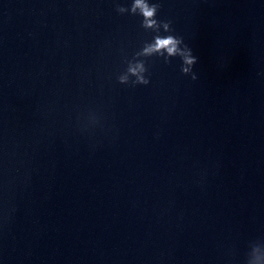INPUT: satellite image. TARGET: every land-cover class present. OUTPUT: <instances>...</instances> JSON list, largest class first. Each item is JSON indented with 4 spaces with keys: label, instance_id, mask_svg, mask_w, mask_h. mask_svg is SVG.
Segmentation results:
<instances>
[{
    "label": "water",
    "instance_id": "1",
    "mask_svg": "<svg viewBox=\"0 0 264 264\" xmlns=\"http://www.w3.org/2000/svg\"><path fill=\"white\" fill-rule=\"evenodd\" d=\"M131 2L0 0V264H264V0Z\"/></svg>",
    "mask_w": 264,
    "mask_h": 264
},
{
    "label": "clouds",
    "instance_id": "2",
    "mask_svg": "<svg viewBox=\"0 0 264 264\" xmlns=\"http://www.w3.org/2000/svg\"><path fill=\"white\" fill-rule=\"evenodd\" d=\"M160 4L151 0H132L130 6L116 5V12L119 14H130L141 17V27L146 31L154 33L150 41H146L142 49L135 53L136 56L150 58L153 56L162 57L165 63L172 59L180 60V72L184 76H189L193 81L198 77L193 71L198 62V57L193 54V50L184 42L180 36L173 35L171 21L158 20L157 14ZM147 72L145 61H140L134 65L130 64L128 73L135 76L132 85H147L149 79L142 75ZM121 84H128V76L121 75L118 78Z\"/></svg>",
    "mask_w": 264,
    "mask_h": 264
}]
</instances>
